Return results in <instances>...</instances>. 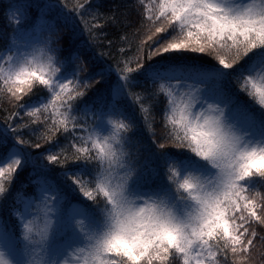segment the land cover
I'll list each match as a JSON object with an SVG mask.
<instances>
[{
    "label": "snow or ice",
    "instance_id": "1",
    "mask_svg": "<svg viewBox=\"0 0 264 264\" xmlns=\"http://www.w3.org/2000/svg\"><path fill=\"white\" fill-rule=\"evenodd\" d=\"M139 5L136 54L96 71L72 14L89 48L114 16L97 6L85 20L92 0L9 4L0 102L30 120L0 128V264H248L264 241V0ZM189 54L203 62L174 59ZM133 111L152 150L137 147ZM37 123V139L66 145L30 151L42 144L21 137Z\"/></svg>",
    "mask_w": 264,
    "mask_h": 264
},
{
    "label": "trees",
    "instance_id": "2",
    "mask_svg": "<svg viewBox=\"0 0 264 264\" xmlns=\"http://www.w3.org/2000/svg\"><path fill=\"white\" fill-rule=\"evenodd\" d=\"M19 3L26 4L29 0H0V46H4L8 43V41L12 38L14 25L9 23L8 17L11 15L9 11L10 3ZM35 2V0H33ZM76 3V0H67L68 8H72ZM93 8L89 9L88 12L84 13L85 20H91V16L89 12H94L96 7H99V11L104 13L105 16H114L115 22L109 23L105 28H103L104 39L96 42L92 47H88L85 43L89 39L87 32H82L83 25L80 23L79 17L73 13V19L76 21V32L79 36L80 46L87 49L88 53L92 57L93 68L98 71L101 67L107 69L109 65H112L113 68L116 66L117 60H120L124 57H131L136 54V47L139 44L140 40L145 38V33L141 28V18L138 15L137 9H140L139 0H92ZM147 3V0H145ZM67 11V9H64ZM36 13V9H32V14L28 16L29 22L34 19ZM103 23V21H100ZM30 30V29H29ZM65 33H70L71 29H63ZM121 36H126L127 40L122 41L120 39ZM109 41H111V45H109ZM123 48L126 51L124 53L120 52V49ZM181 63H202L203 61L196 54H189L188 56H182L179 58ZM115 72L112 73L111 80H115ZM110 82V81H109ZM138 84L144 88H151V81H145L144 79H139ZM108 82L100 84L98 87L103 89L106 88ZM36 94H43L40 90H36ZM92 93L89 94V99L92 98ZM35 98V97H33ZM27 101L28 98L26 97ZM130 103V102H129ZM134 109V106H132ZM18 109H14L10 103L7 102V99L3 102H0V128H4L7 124L13 123L8 120V116L12 111H17ZM133 114L137 116L138 112L133 111ZM21 117L23 119L17 118V120L13 123V126L18 123H28L30 118L24 116L23 111H21ZM43 120V115L40 117ZM161 115H160V107L155 109V123L154 130L156 133V139L159 140L163 129L161 127ZM45 131V125L42 123H37L32 125L31 127L24 129L22 134V139L31 140L33 143H41L42 148L37 149H29L32 152H40L45 155L49 154V151L55 152L56 148L59 146H65L67 143V138L63 135L57 136L58 144L50 145L45 143L41 139H37L42 132ZM135 139L139 141L137 147H143L148 150H152L154 146L151 143V136L148 131L145 130V127L138 119V125L136 128V136ZM72 149L68 148V153L71 155ZM29 179L28 170L22 171L15 182V186L19 187L22 182H26ZM11 206V201H8L4 206H0V212H3L5 216H7V209ZM258 232L261 235H264V232L258 228ZM248 264H264V241L256 240L254 241L253 250L250 254V259Z\"/></svg>",
    "mask_w": 264,
    "mask_h": 264
}]
</instances>
